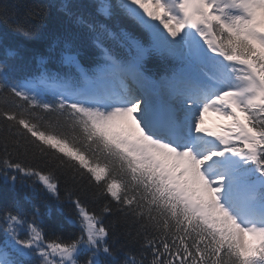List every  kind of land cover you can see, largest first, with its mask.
Here are the masks:
<instances>
[{"label": "snow or ice", "instance_id": "obj_1", "mask_svg": "<svg viewBox=\"0 0 264 264\" xmlns=\"http://www.w3.org/2000/svg\"><path fill=\"white\" fill-rule=\"evenodd\" d=\"M59 11L34 67L0 55V179L32 180L0 208V264H264V0ZM49 15L0 3L25 41ZM42 198L74 206L79 235L50 230Z\"/></svg>", "mask_w": 264, "mask_h": 264}, {"label": "trees", "instance_id": "obj_2", "mask_svg": "<svg viewBox=\"0 0 264 264\" xmlns=\"http://www.w3.org/2000/svg\"><path fill=\"white\" fill-rule=\"evenodd\" d=\"M64 0H0V3H9L17 5L20 9L21 14L25 13L30 7L43 4L50 7V15L43 21V32L44 35L39 40L25 41L24 39L15 36L11 29L0 20V37H4L0 40V55H2L5 44H14L21 46V55L23 60L20 61L21 64H29L35 66V57L39 54L45 53L47 51L48 44L51 39H54L57 35L62 34V25L66 22L63 20L62 13L59 11V6ZM78 3H83L86 5H91L95 0H76ZM114 4H117L119 0H112ZM15 175V173H12ZM23 179L24 184L21 185L19 181ZM67 179L66 176H62L61 180V198L63 199V189L65 187H73L71 180H68L67 184L64 181ZM83 183H87L85 180ZM32 180L28 178L18 177V183L16 186V193L13 192L11 182L7 184L0 179V208L5 207L10 204L14 195L18 193L20 199H23L24 195L30 191V186ZM96 189L95 186H89L86 193H81L80 198L82 203L86 206L92 208L97 205L93 202V195ZM37 206L40 207L42 213H46L49 208L52 210V215H45L44 219L49 225L50 230H55L57 234L63 235L65 238L74 237L79 235V228L74 226L71 220L77 219V212L74 206L71 204H65L63 210L61 211L57 207V202L55 198H42L41 201L37 202ZM27 207L31 208V204H27ZM71 217V220L69 219ZM131 250L135 254L136 248L132 246ZM140 257L138 256L137 259ZM150 258V256H149ZM84 259V255L81 256Z\"/></svg>", "mask_w": 264, "mask_h": 264}, {"label": "rangeland", "instance_id": "obj_3", "mask_svg": "<svg viewBox=\"0 0 264 264\" xmlns=\"http://www.w3.org/2000/svg\"><path fill=\"white\" fill-rule=\"evenodd\" d=\"M215 115L214 114H209V116L208 117H206V119H207V121H208V123L211 125V124H213L215 121Z\"/></svg>", "mask_w": 264, "mask_h": 264}]
</instances>
